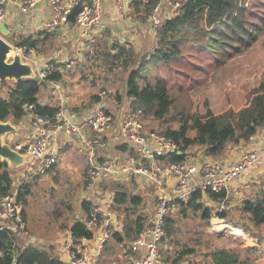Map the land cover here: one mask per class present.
<instances>
[{
    "label": "trees",
    "instance_id": "16d2710c",
    "mask_svg": "<svg viewBox=\"0 0 264 264\" xmlns=\"http://www.w3.org/2000/svg\"><path fill=\"white\" fill-rule=\"evenodd\" d=\"M158 2L159 0H148L145 3L142 0L136 1L131 4V9L134 15L145 18ZM246 11L244 0H182L177 14L163 19L160 23L156 33V47L152 51L137 53L130 42L111 39L109 37L111 33L106 28L99 38L84 47V61L74 59L71 63H61L50 60L52 70L43 81L46 87L56 83L65 91L68 111L85 113L102 100L100 93L96 91L91 93L90 90L115 77L119 72L125 73L122 97L133 96L137 107L142 111V119L157 122L160 133L177 143L182 152L158 156L156 157L158 161L166 163L184 161L185 152L193 146L202 147L208 157L222 156L227 149L245 143L248 136L264 128V71L260 75L257 87L249 91L248 103L240 109L228 108L218 114L208 111L204 115L182 112L179 117L170 116L173 100L165 82L158 79L151 81L145 72L150 66L160 63L168 66L177 60L182 55V50L188 46L203 48L213 53L229 48H235L236 52L244 51L257 35L244 21L245 19H242ZM67 23L70 25L75 23V12L69 15ZM255 28L260 29V26L257 25ZM58 38L56 30H42L31 34H13L10 40L26 51L33 49L36 54L45 56ZM71 80L77 88L89 89L86 105L77 102L75 88L69 82ZM43 89L45 88L40 85L37 77L0 81V122L19 125L29 116L53 119L58 112L59 103L55 101L52 104H43L39 99ZM116 146L120 152L134 154L126 143ZM0 170V196H6L9 194L13 175L5 162H0ZM263 176H258L259 178H255L249 184L243 185L238 195L229 197L230 205L233 203L234 210L238 213L236 219L228 213L230 209L218 213L220 219L232 225H240L246 233L257 240L258 246L264 240V230L261 229L264 227ZM32 193L31 180L18 185L16 200L22 208L25 224L29 197ZM223 195L224 193L212 191L203 193L197 190L185 202L175 200L174 205L184 217L189 213L199 214L203 220L208 221L214 209L207 206L206 202L215 201ZM143 201L142 196L128 192L121 185L115 188L113 208L135 214L132 227L125 231L124 236L118 231L112 233L111 238L117 243L135 239L145 227L146 218L139 213ZM91 210L90 202L82 200L79 213L83 220L75 218L69 228L66 225L61 226L62 229H69L76 243L81 239L89 240L93 237V232L84 223ZM165 230L161 245L166 259L178 262L188 260L189 256L196 254V249L175 239L173 217H166ZM19 240L14 231L0 229V264H64L52 248L45 250L31 243L23 244ZM256 251L257 248L245 249V254H241L232 248H211L202 252L198 264H254L250 255Z\"/></svg>",
    "mask_w": 264,
    "mask_h": 264
},
{
    "label": "built area",
    "instance_id": "2783aa9c",
    "mask_svg": "<svg viewBox=\"0 0 264 264\" xmlns=\"http://www.w3.org/2000/svg\"><path fill=\"white\" fill-rule=\"evenodd\" d=\"M7 1L0 0V23L6 19L5 3ZM40 1L25 0L18 6L20 10L26 11ZM136 1L141 0H114V4L119 14L127 17L134 15L129 8ZM142 1L145 3L148 0ZM48 2L53 16L45 24V30L60 29L63 24H67L69 15L75 12L74 24L82 36L84 47L101 36L104 30L103 0H48ZM181 2L182 0H159L153 7L147 17L151 30L155 31V34L163 19L177 14ZM12 46L14 51L20 55L22 62L38 65V63H33L32 57L35 54L33 49L26 51L23 47L14 44ZM50 70H52V65L49 62L40 65L37 69L38 79L44 80ZM51 85L59 91L57 95L59 109L55 117L48 119L41 116H29L33 132L29 137L14 141L11 145L15 151L25 153L31 159L17 175L19 184L45 175L56 164L58 147L54 137L61 131L82 138L88 149L85 168L87 189L93 191L103 180L123 174L146 178L155 184L153 215L149 224L132 241L133 246H144L145 252L128 264H198L194 260L173 262L163 256L161 239L166 234L165 219L168 211L175 207V200L185 202L197 190L203 193L205 191L224 193L217 200L211 201L215 206L214 218H218V213L230 209L231 189L247 171L264 162V143H256L257 133L248 136L244 149L240 152L238 159L233 162L227 159L212 160L208 156L199 162H192L187 151L184 161L166 163L158 161L156 157L172 153L182 154L179 145L158 131L144 129L142 111L137 107L133 96L128 97L127 106L115 114L102 103L97 104L79 123L77 116L67 111L63 95L57 84L51 83ZM100 95L103 96V93ZM110 139H116L121 144L126 143L133 150L134 154L127 152V158L122 165L97 156V151L109 146ZM0 207L9 222L8 225H0V229L7 228L15 233L24 234L26 224L23 221L22 208L17 203L16 194L9 192L6 196H0ZM91 207L89 217L84 220L89 229L101 225L109 214L96 203H91ZM220 220L223 221V219ZM224 226L231 234L242 239L247 235L243 233L240 226L237 227L238 225L225 224ZM83 240L86 239L80 241ZM59 257L69 264H96L93 255L88 256L81 252L71 234L63 239Z\"/></svg>",
    "mask_w": 264,
    "mask_h": 264
},
{
    "label": "rangeland",
    "instance_id": "374dc122",
    "mask_svg": "<svg viewBox=\"0 0 264 264\" xmlns=\"http://www.w3.org/2000/svg\"><path fill=\"white\" fill-rule=\"evenodd\" d=\"M244 5L247 7V11L243 14L242 19H245L244 21L253 29V32L257 33L255 40H252L244 51L236 52L235 48H229L226 51L220 50L218 53H213L203 48L188 46L182 50V55L168 66L160 63L150 66L146 70L145 75H147L149 80H162L169 88L173 100L170 116L179 117L182 112L204 115L210 111L213 114H218L228 108L238 110L248 103V93L257 87L260 75L264 71V0H244ZM131 12L133 13L132 10ZM133 18L148 28V17L141 18V16L134 15ZM257 25L260 26V29L255 28ZM104 30L106 29L104 28ZM151 31L153 34L149 36L148 41H151L152 44L149 45L147 41L145 48L149 52L157 41V34H155V31ZM59 47L60 41L58 40L48 49L46 56L42 55V57L47 58L50 53L58 50ZM83 52L84 49H81L80 57L75 59L84 61ZM146 52L141 51V53ZM34 56L40 55L35 53ZM71 61L67 60L66 63H71ZM30 64L32 65V63ZM125 77V73L119 72L105 83L98 84L90 92L96 91L100 94L104 92L105 95L101 97V101L107 109L112 110L116 105L125 103L121 94L123 93V80ZM69 82L74 87L75 83L73 80ZM52 90L56 98L59 91L52 86H48L39 94V99H47ZM87 92H89L88 88L83 87L80 89L76 86L75 94L78 103L87 104ZM117 102L119 103L117 104ZM88 111L92 110L89 109ZM143 123L146 131L160 132L157 122L147 119L143 120ZM10 133L1 136L4 143L8 144V141H11L7 139ZM119 144L121 143L116 139H110L109 146L103 151H97V156H100L103 160H113L115 163L122 165L125 163L123 157L127 152L117 150L116 145ZM189 150L194 151V153L200 150L204 152V149L200 146H193ZM221 157L223 156L210 158L218 160ZM0 162H3L1 158ZM58 165L57 173L51 174L52 171L48 174L46 173L38 181V184L34 182V179L31 180L32 183L34 182L33 193L29 197V205L26 212L27 235L29 236L30 234H44L54 229H60L62 225H69L72 217L80 218L78 216L80 215V203L88 197L86 182H84V178L81 175L80 164L72 165L68 163L65 154L62 153ZM263 173L264 169L255 178L264 175ZM249 183V180H246L242 185ZM119 185L125 187L128 192L141 195L147 206H151L156 196L154 182L139 176L123 174L119 175L118 179L114 178L105 181L99 197L101 199H109ZM242 185L236 189H241ZM230 194L229 197H232L233 195L231 196ZM106 203L109 202L106 201ZM211 205L213 204L211 203ZM209 207L214 209L212 213L215 214V206H210L209 204ZM234 208L235 206L232 203L228 213L236 219L238 213ZM1 210L3 209L0 207ZM119 213L132 218L135 215L125 213L122 210ZM213 214L208 221H205L199 214L191 215L189 213L187 217H184L183 214L179 213L176 206L168 211L167 216L174 218L175 239L181 244L196 249V254L189 256L188 260L198 262L202 252L211 248H232L238 253L245 254V249L253 247L258 249L254 254L250 255L251 259L254 260V264H264V240L258 246L255 238L252 239L254 241L251 243L245 240L247 239L246 237L242 239L231 234L227 228H224L225 224L230 223L224 219L223 221L218 219L219 217L214 218ZM240 228L242 227L240 226ZM261 229L264 230V227H261ZM243 233L248 234L244 230ZM26 237L20 238L19 241L22 240L24 243L28 240ZM248 238L250 239V237ZM117 262L123 263L120 258H118Z\"/></svg>",
    "mask_w": 264,
    "mask_h": 264
},
{
    "label": "crops",
    "instance_id": "0c3cea01",
    "mask_svg": "<svg viewBox=\"0 0 264 264\" xmlns=\"http://www.w3.org/2000/svg\"><path fill=\"white\" fill-rule=\"evenodd\" d=\"M41 1L44 2H41L40 4H38V6L31 7L26 11L19 9L18 4L22 3L20 0H8L5 3L6 24L11 25L13 24V21L17 22V25L11 28L12 35L13 34L16 35L19 33L31 34L37 31L45 30V24L49 20H51L53 14L48 0H41ZM103 10H104V15L102 22L104 28L109 29L111 33L110 34L111 39L118 40L120 42H130L137 53H141V51L149 52V50L145 48L149 36L153 34L151 31L150 24H148V28H146L145 26H143L142 23L134 20L133 18L134 15L131 16L128 15L127 17L120 15L115 8L114 0H103ZM129 10L132 9L129 8ZM56 31L59 34L58 40L60 41V47L58 48V50H55L54 52L50 53L47 58L42 57V55L32 57L33 63L34 64L38 63V65H32V72L34 76H37V69L40 65H43L44 63L50 60H55L56 62H61V63L66 62L67 60H73L75 58L80 57V51L81 49H84V46L82 45V36L80 35V32L78 31L75 24L73 25H70L68 23L63 24L60 27V29H57ZM8 41L12 43V40H10V38L8 39ZM151 44L152 43L150 41L149 45ZM155 47L156 45L153 46L152 50ZM51 86L53 87V85ZM57 87L60 89L66 105L67 99L64 95L65 91L62 90L59 86ZM74 88L76 89L75 85ZM104 95L105 93L103 92V96ZM40 101L43 104H52L55 101H57V96L55 98V94H53V90H52L51 93L48 95L47 99H41ZM123 101H125V103L124 104L120 103L119 105H116V107L112 109L113 111L111 109L108 110L112 111L115 114L119 110L124 109L127 106L126 103L127 98H123ZM118 103L119 102H117V104ZM102 104L104 105V103ZM94 108L95 106L92 107V109ZM89 112L90 111H86L85 113L71 111V113L77 116V122L79 123L82 122L88 116ZM12 126L14 127V131L11 132L9 138H7L8 140H11L10 142L8 141V145L12 149V151L16 152L21 157L22 161L18 165H13L10 161L7 162L6 160L3 162L9 165L13 175V181L10 186L9 192L16 194L19 185V182L17 181V177H18L17 175L20 173L21 170H23L27 166V164L31 161V159L25 153L15 151L11 145H13L14 141H20L22 139L29 137L33 132V128L29 117H27L26 120L20 123L19 125H12ZM114 137L117 138L116 136ZM54 141L58 147V159L56 164L50 170L52 171L51 174L57 173L56 171L59 166L58 165L59 158L61 157L62 153H64L68 163L72 165L80 164L81 175L84 178V182H86L85 168L87 165L88 149L85 145V141L82 138L68 135L63 131H61L59 134H57L54 137ZM256 143L258 144L264 143V128H261L257 132ZM244 146L245 143H242L238 146L227 149L226 152L222 155L223 157H221V159L218 160L227 159L230 162L237 160L240 155V152L244 149ZM188 154H190L189 158L192 160V162H199L200 160L206 157V155L202 150L197 151L196 153H194V151L188 150ZM126 156L127 154L123 157L125 160L127 158ZM263 165L264 162L259 163L258 166H255L251 168L249 171H247L244 174V176L231 189L230 195L231 196L234 194L238 195L241 189L237 190L236 188L238 186L241 187L240 185L245 183L246 180H249V182H251L252 180L255 179L257 175H260L261 170L264 169ZM43 176L38 177L37 179H35L34 182L35 183L37 182L38 184V181H40ZM118 177L119 176L114 178L118 179ZM114 178H107L103 180L100 183V185L93 191L87 189L86 186L88 197H86V199H83L90 202V204L96 203L100 205L104 211H107L109 213L104 218L101 225L95 226L93 229H91V231L93 232L92 239L77 242V245L83 254H86L88 256L90 255L94 256L93 259L96 261V264H120L117 262L118 258L121 259V262H123L122 264H128L132 259L142 256L145 252L144 246L132 245L133 239L120 244L117 243L113 238H111L112 233L116 231L121 232V234L124 236L125 231L128 228L132 227V221L134 219L130 216H125L119 213L120 209L113 208V197L115 190L113 191V195L109 199H105V198L101 199L99 197L102 193V188L104 187L103 183L109 179H114ZM34 182L32 184H34ZM106 201H108L109 203H106ZM209 204L210 206H212L211 201L208 200L207 205L209 206ZM154 206H155V198L153 199L151 206H147L145 204V200L143 201V204L139 209V213H141V215L146 218V223L144 226H147L149 224L148 222L151 219V216L153 215L154 212ZM3 212H4L3 210L0 211V225H8L9 222H7V219L5 218ZM78 216H80V218L72 217V221L75 218L83 220L81 214ZM123 219L126 221L123 222L124 221ZM71 223H69V225ZM69 225H67L68 228ZM68 228L54 229L44 234H30L29 236L27 235V226H26V231L24 234L21 233L20 234L16 233V234L19 237V239L20 238L22 239V237H26L27 235L26 238H28V240L25 241L23 244L31 243L36 246L42 247L45 250H49L50 248H52L54 253L59 255L61 243L63 242V239L70 234ZM249 235L247 234L245 236L247 238L245 240L253 243L254 240L252 239L254 237ZM248 237H250V239ZM64 264H69V263L64 262Z\"/></svg>",
    "mask_w": 264,
    "mask_h": 264
},
{
    "label": "water",
    "instance_id": "95a60500",
    "mask_svg": "<svg viewBox=\"0 0 264 264\" xmlns=\"http://www.w3.org/2000/svg\"><path fill=\"white\" fill-rule=\"evenodd\" d=\"M40 1L38 4H40ZM17 22L13 21V24L8 25L6 21L0 23V81L15 80L18 81L21 78L37 77L33 75L32 65L24 63L21 57L13 49L8 39L11 37V28L16 26ZM38 79V77H37ZM39 80V79H38ZM42 87L46 88V83L43 80H39ZM14 131V127L10 122H0V158L1 161H10L13 165L21 163V157L2 141L1 136L6 133Z\"/></svg>",
    "mask_w": 264,
    "mask_h": 264
},
{
    "label": "bare ground",
    "instance_id": "6f19581e",
    "mask_svg": "<svg viewBox=\"0 0 264 264\" xmlns=\"http://www.w3.org/2000/svg\"><path fill=\"white\" fill-rule=\"evenodd\" d=\"M257 242V241H256ZM256 244V243H255Z\"/></svg>",
    "mask_w": 264,
    "mask_h": 264
}]
</instances>
